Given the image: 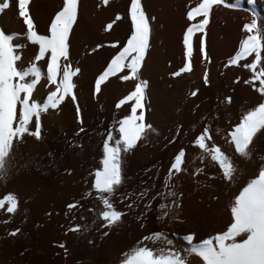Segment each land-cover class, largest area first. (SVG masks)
I'll list each match as a JSON object with an SVG mask.
<instances>
[{"label":"bare ground","instance_id":"obj_1","mask_svg":"<svg viewBox=\"0 0 264 264\" xmlns=\"http://www.w3.org/2000/svg\"><path fill=\"white\" fill-rule=\"evenodd\" d=\"M129 2L108 0L105 5L102 0H78L67 61L72 68L79 69L73 78L77 103L66 98L58 111L48 110L42 115L41 139L25 136L15 150L7 181L0 182V197L14 193L18 210L13 214L0 210V264H121L130 249L156 231L163 232L184 255L182 236L191 233L198 243L226 229L230 223V202L255 174L258 158L264 156V133L252 141L248 160L235 153L227 135L239 123L242 112L260 100L254 86L243 83L251 73L242 65L250 62L251 57L238 62L241 66L225 67L244 35L242 25L251 20L249 13L254 12L264 23V0H224L237 7L214 6L205 32L193 34L190 71L179 76L172 73L183 66V32L189 23L196 24L202 19L197 16L189 22L186 12L200 0H141L150 24L149 47L139 70L140 78L147 82L141 103L144 121L155 131L137 141L125 157L124 184L112 198L116 209L125 213L122 222L110 229L100 226L102 222L95 219L99 209L95 194L86 199H82V194L91 191V173L100 167L102 141L109 125L114 119L130 114L134 101H127L119 109L115 105L134 89L135 81H122L119 77L128 74L123 69L110 76L95 97L92 91L95 77L130 34ZM62 5L63 0H30V16L39 34H47L51 18ZM117 14L121 20L105 32V25ZM0 29L6 33L24 32L16 0H9V7L0 13ZM202 34L207 56L204 60L199 54ZM114 42L116 48L110 46ZM14 43L26 45L18 62L21 67L26 66L34 58L36 46L22 38ZM37 63L44 76L34 90V97L42 102L54 86L47 84L46 59ZM258 86L255 82V87ZM193 91L195 96L190 95ZM77 108L82 120L79 125ZM205 125L210 137L205 140L207 147L215 144L237 168L231 183L222 179L219 166L193 143ZM80 128L84 131L74 135ZM113 133L118 138L114 128ZM181 148L185 152L183 171L169 181L171 190L180 197V207L169 209V216L159 221L157 206L162 202L172 204L175 199L166 195L163 180ZM197 169L200 171L193 175ZM143 189H147V195L137 199L135 193ZM161 192L165 193L163 198L158 195ZM125 193L131 194L128 199L121 198ZM149 200L151 204L145 209ZM74 202L80 206L69 212L66 205ZM130 204L132 207H128ZM89 208L93 211H88ZM74 225H88L89 230L73 233L69 229ZM17 229L15 236L9 235ZM105 232L108 234L103 235ZM146 246L154 247L150 242ZM185 259L188 264H201L192 255Z\"/></svg>","mask_w":264,"mask_h":264},{"label":"snow or ice","instance_id":"obj_2","mask_svg":"<svg viewBox=\"0 0 264 264\" xmlns=\"http://www.w3.org/2000/svg\"><path fill=\"white\" fill-rule=\"evenodd\" d=\"M102 3L107 5L108 0H102ZM221 4L225 8L237 7L235 4L225 3L224 0H200L195 7L186 12V19L189 22L197 16L202 19L196 24L189 23L184 30L183 66L173 72V76L190 71L193 34L205 32V27L210 22V11L214 6ZM29 5L30 0H16L18 18L25 29L23 33H6L0 29V182L5 183L12 161L15 159V150L19 144L23 143V138L27 136L37 141L41 139L42 115L50 109L58 111V106L66 98H71L73 104L77 103L73 92L76 87L73 78L78 75L79 69L72 68L67 61L69 60V34L77 19L78 0H63L62 7L51 18L46 35L39 34L35 29ZM8 7L9 0H3V3H0V13ZM249 14L251 20L245 22L241 28L244 35L239 40L234 54L225 64V67L241 66L238 62L251 57L250 62L242 65L251 73L250 78L245 79L243 83L253 85L254 91L260 96L259 102L243 111L239 123L227 134L235 153L244 160L251 157L250 145L254 138L264 133V23L254 12ZM120 20L121 16L117 14L111 23L105 25L104 31H109ZM127 20L130 22V34L127 35L123 46L107 62L103 71L95 77L92 95L96 96L101 90V85L110 76H115L123 69H127L128 74L121 75L119 78L122 81L133 80L135 86L128 95L116 103L115 107L119 109L127 101L134 102L131 104L130 114L124 115L119 120L114 119L109 125L102 141L100 167L91 173V191L82 194V199L95 194V200L99 205L95 219L102 222L101 227L108 229L121 223L125 215L116 209L112 200L124 184L125 157L130 154L137 141L143 140L148 132L155 131L150 124L145 123L144 108L141 103L145 99L147 82L140 78L139 70L149 47L150 37V24L141 0H130L127 5ZM21 38L28 44L36 46L37 49L34 58L23 67L18 62L22 59L21 53L26 45L14 43ZM110 46L116 48L117 43L114 42ZM97 47L99 48L100 45ZM199 54L202 60L207 59L203 34L199 36ZM44 59H46L47 84L53 85L54 89L49 90L40 102L35 99L34 90L44 76L37 62ZM239 79L237 77V80ZM204 82L207 84V79ZM255 82H258V87H255ZM190 95L195 96L196 92L193 91ZM137 109L140 110L138 115ZM76 122L78 125L82 123L79 108L76 109ZM113 128L118 138L114 135ZM82 131L84 129L80 128L74 135ZM208 138H210L208 125H205L203 132L195 137L193 143L219 166L222 179L231 183L237 173L236 166L215 144L208 148L205 143ZM76 147L81 146L76 145ZM184 155L183 148L176 152L163 180V188L167 190L166 195L175 199L172 204L162 202L157 206L156 218L159 221L169 216V209L180 207V197L171 190L172 185L169 181L174 174L183 171ZM258 159L260 163L255 174L246 181L230 202V223L224 231L202 239L198 243L194 242V235L191 233L182 236L180 239L184 242V255H181V251L177 250L173 241L163 232H152L125 254L121 264H188L185 259L187 255L198 258L201 264H264V156ZM199 171L200 169H197L193 175ZM130 195L125 193L121 198L128 199ZM135 195L137 199H141L147 195V189ZM158 195L163 198L165 193L161 192ZM150 204V200L145 203V209H148ZM79 206L77 202H74L67 204L66 208L71 212ZM0 210L6 211L7 214H13L18 210V199L14 193H5L0 197ZM88 211L92 212L93 209L89 208ZM141 216H144V213H141ZM88 230V225H74L69 229L73 233ZM18 231L19 229L9 235L15 236ZM107 234V232L103 233V235ZM147 242L152 243L154 247L146 246ZM59 247L64 248V245L60 244Z\"/></svg>","mask_w":264,"mask_h":264}]
</instances>
